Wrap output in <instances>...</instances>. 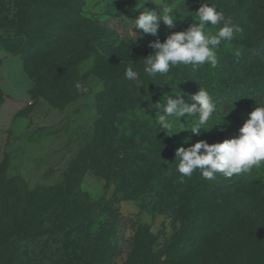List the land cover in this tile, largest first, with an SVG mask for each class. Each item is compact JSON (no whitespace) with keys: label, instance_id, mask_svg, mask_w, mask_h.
<instances>
[{"label":"rangeland","instance_id":"374dc122","mask_svg":"<svg viewBox=\"0 0 264 264\" xmlns=\"http://www.w3.org/2000/svg\"><path fill=\"white\" fill-rule=\"evenodd\" d=\"M44 1L0 0V63L9 56L23 57L27 60L24 74L30 81L24 86L30 90L25 99L9 103L0 91V110L7 107L10 113V123L0 134V166L6 167L0 174L3 219L0 227L5 224V229H9L10 222L6 220L12 215L37 217L28 224L24 221L18 224L22 238L13 235L0 241V264H128L134 245L142 243L147 229L156 240L153 248L161 247L171 231L170 220L162 212L154 213L151 196L125 197L115 182L106 185L92 174L78 176L68 197L62 199L61 188L67 183L63 173L78 160L76 151L93 140L92 130L100 116L98 95L109 76L101 74L98 56H113L114 47L94 51L95 43L56 45V36L61 37L71 22L60 16L65 7H51L42 4ZM56 2H69L78 8L82 16L103 26L108 38L133 43L127 19L139 15L135 6L141 0ZM163 3L174 6L178 13L174 29L161 24L158 31L161 42L170 32L183 31L197 22L195 11L201 3L223 11L226 18L230 17L242 29L231 41H222L218 46L219 64L213 70L201 66L196 72L199 71L200 80H215L226 94L233 88L234 92L228 96L222 92L225 99L238 101L251 96L252 86L258 84L254 69L262 65L260 72L264 77V49L254 53L246 46L264 29V0H163ZM145 7L149 10L157 7L159 11L161 5L148 2ZM220 26L207 30L216 34ZM154 39L149 35L134 44L153 52L148 43ZM41 42L48 45L40 48ZM50 50L53 56L44 54ZM189 68L192 66L179 65L170 70L185 78ZM0 75H4L1 69ZM77 83L83 86V91L76 88ZM195 86L198 88L196 83ZM229 104L225 112L240 116L241 113L228 109ZM99 131L105 135L101 128ZM106 137L110 139V131ZM52 199L60 203L44 205ZM26 229L39 236L26 237ZM45 231L49 232L44 234ZM2 233L0 230V236Z\"/></svg>","mask_w":264,"mask_h":264},{"label":"trees","instance_id":"16d2710c","mask_svg":"<svg viewBox=\"0 0 264 264\" xmlns=\"http://www.w3.org/2000/svg\"><path fill=\"white\" fill-rule=\"evenodd\" d=\"M54 1L46 0L42 4L65 7L60 16L71 22L61 37L56 36V45L89 46L95 43L94 51L114 47L113 56H98L101 74L109 76L98 95L100 116L92 130L93 140L76 151L78 160L63 173L67 183L61 188L62 199L68 197L77 177L85 174L103 179L106 185L115 182L125 197L151 196L154 200L152 210L167 216L171 231L161 247L154 249L156 240L147 229L142 243L134 245L128 264H264V165L232 178L218 173L215 181H207L199 170L191 178L182 177L177 171L179 158L175 157L179 146L188 147L199 140L212 144L239 134L248 114L256 106H264L262 65L254 69L258 84L252 86V95L238 101L225 99L215 80L198 79L199 71H196L199 69L189 68L185 78L173 70L150 78L143 68L144 58L152 52L144 45L137 46L126 39L112 40L103 26L82 16L78 8L69 2ZM45 45L48 44L41 42L40 48ZM246 47L254 53L262 51L264 29ZM52 51L44 54L53 56ZM23 64L27 70V60H23ZM129 65L139 72L137 80L125 78ZM207 67L213 70L207 63L203 65V68ZM201 87L215 100L217 110L200 135L190 131L198 116L181 118V123H174L173 132L163 130L155 123L162 114V109L156 108L155 103L163 102L164 94H175L177 90L195 93ZM228 90L232 92H223L225 96L234 92L233 88ZM227 102L231 103L228 109L241 113L240 116H232L228 110L225 112ZM108 131L109 140L106 137ZM97 132L101 134L96 136ZM4 167L5 164L0 166V174L5 171ZM58 201L52 199L44 205L54 206L60 203ZM36 218L27 214L10 216V220H6L10 222L9 229L1 224L3 236L0 241L13 235L22 238L18 224L23 221L28 224ZM25 231L26 237L39 236L29 229ZM46 232L49 231L43 233Z\"/></svg>","mask_w":264,"mask_h":264},{"label":"clouds","instance_id":"9594fccd","mask_svg":"<svg viewBox=\"0 0 264 264\" xmlns=\"http://www.w3.org/2000/svg\"><path fill=\"white\" fill-rule=\"evenodd\" d=\"M148 2L156 6L159 2L160 10L157 7L156 10H149L145 7ZM135 8L139 15L135 19H127L129 37L133 43L149 35L155 38L148 43L153 52L144 58L143 71L150 78L158 74L165 75L179 65H191L196 70L207 63L215 68L218 65V46L222 41H231L236 33L242 31L231 22L230 17H225L223 11L201 3L195 11L197 22L191 23L183 31L170 32L161 42L158 36L161 24L169 29L175 28L178 13L175 7L164 4L163 0H141ZM218 25L222 26L216 34L207 30ZM138 77L139 72L129 65L125 70V78L134 81ZM76 88L84 90L80 83L76 84ZM155 105L162 109L155 123L168 132L174 131V123H181V118L198 116V121L190 128L194 135H200L203 126L217 110L215 100L202 87L192 94L178 90L175 94H164L163 102L158 101ZM175 157L179 158L177 171L182 177L191 178L199 170L207 181H215L218 173L225 178H232L250 172L253 167H261L264 165V106H256L248 114L236 137L212 144L199 140L188 147L179 146L175 150Z\"/></svg>","mask_w":264,"mask_h":264},{"label":"crops","instance_id":"0c3cea01","mask_svg":"<svg viewBox=\"0 0 264 264\" xmlns=\"http://www.w3.org/2000/svg\"><path fill=\"white\" fill-rule=\"evenodd\" d=\"M0 69L4 75H0V91L9 103L11 101L25 99L30 91L28 86L29 79L24 74L23 59L14 55L4 58L0 63ZM9 77L7 79V77ZM18 84V85H16ZM20 84V85H19ZM10 123V113L8 108L0 110V134Z\"/></svg>","mask_w":264,"mask_h":264}]
</instances>
